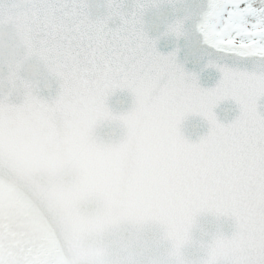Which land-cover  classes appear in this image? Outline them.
Masks as SVG:
<instances>
[{"label":"snow or ice","instance_id":"1","mask_svg":"<svg viewBox=\"0 0 264 264\" xmlns=\"http://www.w3.org/2000/svg\"><path fill=\"white\" fill-rule=\"evenodd\" d=\"M0 264H264V0H0Z\"/></svg>","mask_w":264,"mask_h":264}]
</instances>
